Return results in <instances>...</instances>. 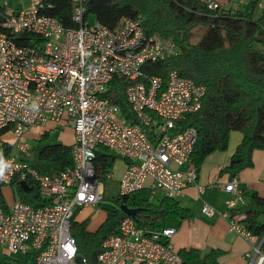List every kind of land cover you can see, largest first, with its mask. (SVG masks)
Wrapping results in <instances>:
<instances>
[{
  "label": "built area",
  "instance_id": "obj_1",
  "mask_svg": "<svg viewBox=\"0 0 264 264\" xmlns=\"http://www.w3.org/2000/svg\"><path fill=\"white\" fill-rule=\"evenodd\" d=\"M40 1L13 10L6 7L8 0H0V130L10 134L0 137V163L5 166L0 185L30 178L51 202L32 207L14 199L6 208L0 205V247L9 254L36 252L39 264H76L71 218L75 210L103 199V182L94 165L99 146L126 161L119 195L148 188L175 198L188 184L203 190L191 162L197 131L180 128L177 122L200 108L205 86L176 70L168 72L166 82L144 75V64L174 54L177 48L169 39L147 34L141 14L122 17L110 28L97 20L88 22L87 0H68L76 26L65 27L40 11ZM207 5L218 6L213 0ZM258 6L264 9V0ZM113 78L126 82L124 93L134 122L105 95ZM47 121L68 122L75 134L72 164L53 175L41 174L21 159L31 150L27 132ZM6 145L9 150L3 151ZM237 181L234 176L224 184L225 191L234 193L225 201L224 216L244 204ZM201 212L211 216L217 210L203 201ZM230 216L229 230L250 239L245 224ZM175 232L172 226L146 230L127 216L118 233L102 241L97 262L180 264L171 241ZM262 242L264 235L254 254Z\"/></svg>",
  "mask_w": 264,
  "mask_h": 264
},
{
  "label": "trees",
  "instance_id": "obj_2",
  "mask_svg": "<svg viewBox=\"0 0 264 264\" xmlns=\"http://www.w3.org/2000/svg\"><path fill=\"white\" fill-rule=\"evenodd\" d=\"M213 1L218 4L215 9L208 7V0H87L85 15L87 20L92 16L112 28L122 17L141 14L147 34L173 42L176 52L144 64V75H157L166 82L168 72L176 70L179 75L205 86L200 108L187 113L177 123L180 128L191 126L197 131L191 154L197 173L209 154L227 148L231 132L241 133L229 162L221 169L231 178L252 166L254 149H264V9L255 15L259 0H248L243 9L223 6L232 0ZM40 3L41 12L55 17L65 27L76 26L70 1L41 0ZM197 26H202V32L192 41V31ZM125 85L122 79L113 78L105 95L134 122L124 93ZM4 133V129L0 130V137ZM37 142L21 159L39 173L53 175L72 164L71 145L49 138L48 133L42 134ZM8 150V145L3 147V151ZM95 152V175L102 180L118 155L104 146ZM20 182L21 179L14 178L10 184L18 200L32 207L51 202L39 194L36 181L25 179L27 191L21 188ZM153 193L142 188L129 195L117 194L115 204L106 209V219L95 231L86 229L87 220L76 222L74 217L79 209L74 211L70 233L75 238L77 253L85 259L84 264H98L102 241L118 233L120 221L128 216L120 204L138 208L133 220L137 227L146 230L162 228L172 218L191 217L190 210L179 205L175 198L163 195L154 202ZM241 194L244 204L229 211L233 215L243 213L240 221L253 235L261 237L264 235V197L255 191H241ZM0 205L4 208L8 205L1 187ZM177 252L181 256L180 264H217L216 259L222 254L220 249L201 252L196 248H181ZM36 254L28 252L20 258L2 255L0 264H39Z\"/></svg>",
  "mask_w": 264,
  "mask_h": 264
},
{
  "label": "crops",
  "instance_id": "obj_3",
  "mask_svg": "<svg viewBox=\"0 0 264 264\" xmlns=\"http://www.w3.org/2000/svg\"><path fill=\"white\" fill-rule=\"evenodd\" d=\"M238 1L239 0L227 1L223 6L229 7ZM247 2L248 0L240 3L238 8H245ZM256 8H259L260 11L262 10L258 4ZM60 123L61 122L47 121L29 130L27 135L31 134V136L37 138L38 141L44 133H48L49 136V128ZM65 124L67 125H65V127H69L67 128L70 137L69 142H60L72 146L75 141L74 130L70 123L65 122ZM5 135L6 138H10V134L6 133ZM26 138H28V136H26ZM57 139L59 140V137ZM240 139V132H231L227 148L223 151H215L205 158L197 173V182L204 186L201 192L194 184H188L184 187L181 194L175 197L179 205L188 208L191 212V217L182 220L172 218L168 220V225H166L176 228L175 234L171 237L172 244L176 251H179L181 248H196L201 252H206L210 249H220L222 254L216 259L217 264H264V243L260 245L259 252L256 254L253 252V248L258 246L260 242V236L252 234L250 239H246L234 231L229 230L228 223L231 213L226 216L221 214L227 210L225 201L234 197L233 192L224 190V184L231 178L228 173L222 172L221 169L229 162ZM27 141L29 142L28 139ZM30 146L31 148L33 147L31 144ZM109 152L115 154L111 150H109ZM121 159L123 160V168L118 173V186L120 177L126 168V161L123 158ZM252 162L253 164L251 167L243 169L236 176L238 180L237 188L240 192L242 191V193L244 191H255L260 196L264 197V149L253 150ZM111 175L112 173L109 168V171L105 174V178L102 179L103 187L106 179L111 177ZM213 180H216L215 185L209 186L208 184L213 182ZM5 186H8V195L4 189ZM0 187L6 201L11 202L17 199L11 185H1ZM203 201L212 205L217 212L211 216L203 214L201 212ZM99 204L100 203L83 206L77 211L74 220L76 222L87 220L86 229L88 231H95L107 216V211H104ZM240 205L242 204L237 206ZM234 215L239 219L244 216L241 212H236ZM3 251V255H9L6 250L3 249ZM11 254H13L11 257L20 258L19 256H14L18 253Z\"/></svg>",
  "mask_w": 264,
  "mask_h": 264
},
{
  "label": "rangeland",
  "instance_id": "obj_4",
  "mask_svg": "<svg viewBox=\"0 0 264 264\" xmlns=\"http://www.w3.org/2000/svg\"><path fill=\"white\" fill-rule=\"evenodd\" d=\"M36 1L37 0H8L6 7L8 9H13V10L23 9V8L33 6ZM259 13H260L259 8H256L255 14H259ZM93 21H94V18L92 16H89L88 22L91 23ZM192 32L193 34H192L191 39L192 41H196L202 32V26L195 27ZM163 38L168 39L166 37H163ZM65 125H66L65 122L61 121L60 124H57L52 128H49L48 137L52 139H57L59 137V141L68 143L70 137H69V133H68L69 131L67 128L69 127H65ZM27 136H28L27 139L29 140L32 146H35L36 144H38L37 138L32 137L31 134H28ZM122 168H123V160L121 159V157H117L115 161L113 162L112 166L110 167V172L112 173V175L105 181L103 199L101 200L99 204V206H101V208L104 211L112 207L115 204L114 199L119 192L118 173L122 170ZM4 189L8 195L9 193L8 186H5ZM163 195L164 194L161 191H156L155 193L152 194V200L156 202L157 199L161 198ZM3 249H4L3 247H0V256H2L4 253ZM9 255L12 256L13 254H9ZM14 256L20 257V253L15 254Z\"/></svg>",
  "mask_w": 264,
  "mask_h": 264
},
{
  "label": "water",
  "instance_id": "obj_5",
  "mask_svg": "<svg viewBox=\"0 0 264 264\" xmlns=\"http://www.w3.org/2000/svg\"><path fill=\"white\" fill-rule=\"evenodd\" d=\"M20 186L24 191L28 190V185L25 181L20 182ZM120 209L127 215L131 216L132 218L135 217L136 211L138 208H130L125 204H120ZM76 264H84L83 256L81 254H77L75 256Z\"/></svg>",
  "mask_w": 264,
  "mask_h": 264
},
{
  "label": "clouds",
  "instance_id": "obj_6",
  "mask_svg": "<svg viewBox=\"0 0 264 264\" xmlns=\"http://www.w3.org/2000/svg\"><path fill=\"white\" fill-rule=\"evenodd\" d=\"M4 170H5V166L2 163H0V178H3Z\"/></svg>",
  "mask_w": 264,
  "mask_h": 264
}]
</instances>
